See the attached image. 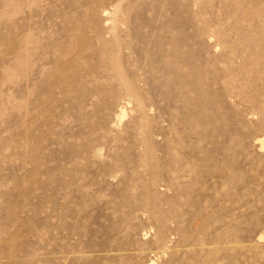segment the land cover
Here are the masks:
<instances>
[{
  "label": "rangeland",
  "instance_id": "obj_1",
  "mask_svg": "<svg viewBox=\"0 0 264 264\" xmlns=\"http://www.w3.org/2000/svg\"><path fill=\"white\" fill-rule=\"evenodd\" d=\"M263 54L264 0H0V264H264Z\"/></svg>",
  "mask_w": 264,
  "mask_h": 264
},
{
  "label": "bare ground",
  "instance_id": "obj_2",
  "mask_svg": "<svg viewBox=\"0 0 264 264\" xmlns=\"http://www.w3.org/2000/svg\"><path fill=\"white\" fill-rule=\"evenodd\" d=\"M238 4V3H237ZM256 12V11H255ZM102 17H103V23L105 25V28H106V32L104 34L103 37H107V38H111L109 40L106 41V43L104 44H111V51L112 53L117 57V65H118V74L121 76V80H122V84H123V87L125 89V92L127 95H130L133 96L134 98H137V103L140 105L142 103H140V100H139V97H138V87L132 82L130 81L128 78H126L122 72V69H121V65H120V55H121V52H122V44H123V41H122V38L119 34V29L120 27L122 26L123 23H125L124 19H123V16H121L119 14V6L117 5H114L113 8H109L107 6L103 7L102 9ZM248 13V12H247ZM255 14V13H254ZM240 34V33H239ZM101 38L102 40L104 38ZM103 45V43H102ZM61 46V45H59ZM21 47V44L18 45V49ZM46 45L45 44H42L40 42V39L39 38H36V37H32L30 38L29 40V43L27 44V48H26V55L28 58H30L31 60V65H30V68L31 70L33 69H36V67H38V63L40 60H43L45 57L44 54H46ZM63 47V46H61ZM58 48V47H57ZM62 48H59V50H61ZM129 49V48H128ZM57 50V51H59ZM246 50V49H245ZM250 50V49H249ZM48 51V49H47ZM53 51V50H51ZM62 51V50H61ZM60 51V53H61ZM105 51V50H104ZM108 51V50H107ZM106 51V52H107ZM21 53V51L19 52ZM50 54V53H49ZM55 54V53H54ZM58 54V53H57ZM48 55V54H47ZM112 55V54H111ZM230 55V54H229ZM53 56V55H51ZM257 56V55H256ZM55 57V55H54ZM254 58V57H253ZM259 59L261 60H264V54L261 55V56H258ZM47 59V58H46ZM245 60V59H244ZM46 61V60H45ZM257 61V59H256ZM177 62V61H176ZM261 63V62H260ZM264 63V61H263ZM44 65L42 67V70L43 69H46L47 68V65L46 64H42ZM243 68V67H242ZM252 69V68H251ZM257 70V69H256ZM262 72V71H261ZM78 76V75H77ZM198 84V83H197ZM245 86V85H243ZM126 95V96H127ZM127 98V97H126ZM129 98V97H128ZM127 98V99H128ZM131 99V98H130ZM130 99L129 102L131 101ZM143 102V101H141ZM141 107V106H140ZM146 110V109H145ZM146 113V112H145ZM126 115V109H125V106L122 105L119 109V112L117 113V119L118 121H121ZM142 115V114H141ZM146 122V121H145ZM146 127V126H145ZM147 134V133H146ZM145 134V135H146ZM149 135V134H148ZM147 135V136H148ZM260 143H261V146L264 145V137L262 138H258ZM145 146H146V149L148 151V155L151 159H154V153H153V146L151 144V142H147V141H143ZM154 172V171H153ZM150 179V178H149ZM153 218L154 220L158 223V225L160 226L161 223V216L159 213H153ZM260 239H264V235H261L260 236ZM155 243L158 247H162L160 252H165L167 249L166 247L169 246L167 244V240H166V235L164 233V231L162 229L159 230L158 234L155 235ZM123 246L121 245H118V246H113L111 249H122ZM168 248V247H167ZM166 249V250H165ZM120 252V251H119ZM154 262V260H151L150 261V264H152Z\"/></svg>",
  "mask_w": 264,
  "mask_h": 264
}]
</instances>
